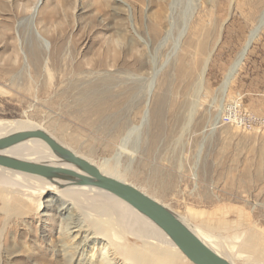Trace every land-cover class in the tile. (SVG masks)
Returning a JSON list of instances; mask_svg holds the SVG:
<instances>
[{
	"label": "rangeland",
	"instance_id": "1",
	"mask_svg": "<svg viewBox=\"0 0 264 264\" xmlns=\"http://www.w3.org/2000/svg\"><path fill=\"white\" fill-rule=\"evenodd\" d=\"M263 11L264 0H0V121L41 126L235 264H264L248 237L264 236V27L220 90ZM45 201L9 214L0 198V264H117L105 241L67 233L90 210Z\"/></svg>",
	"mask_w": 264,
	"mask_h": 264
},
{
	"label": "bare ground",
	"instance_id": "2",
	"mask_svg": "<svg viewBox=\"0 0 264 264\" xmlns=\"http://www.w3.org/2000/svg\"><path fill=\"white\" fill-rule=\"evenodd\" d=\"M263 27L264 11L257 25L249 33L244 47L230 66L221 83L220 90L223 97H226L235 75L238 73L250 50L249 47L257 39ZM204 63L205 67L202 78L207 70L208 61ZM146 120L147 116L144 115L142 126L135 128L134 131L140 132ZM22 121L24 120L0 121V138L21 131H44L41 126ZM218 122L219 118L213 123L214 125L212 124V129L217 128ZM49 135L56 139L53 135ZM57 141L75 155L96 165L93 161L81 156L59 140ZM124 146L123 143L122 147ZM136 152L135 150L134 154ZM1 154L27 162L46 164L84 174L72 162L59 158L51 151L47 143L40 139L27 140L3 151ZM96 166L104 175L125 182L114 171L98 165ZM45 191H47V194L54 195L55 200L62 202L61 211L65 213L75 208L80 210L87 208L91 211L88 216L89 218L85 215L90 219V222L88 220L89 223L87 224H84L81 221L82 219L80 221L77 220L79 216L77 219L69 217L66 231L68 233L73 226V229H76L75 232L86 241L90 239L105 241L107 246L112 250V256H115L117 264H186L187 258L157 225L115 195L95 186L76 184L63 177L49 180L41 176L0 167V198L6 213L16 214L19 211L32 207L37 213H40L45 209L47 202L45 201L47 195ZM183 222L215 252L232 264H235L233 259L215 243L213 235L208 234L202 228L190 225L186 221ZM248 237L251 242H254V244L264 250V236L259 235V237H255L253 233H249ZM130 239L136 240V243L132 246L125 242ZM85 259L86 257L84 256L82 260ZM100 264H111V262L110 260L102 259Z\"/></svg>",
	"mask_w": 264,
	"mask_h": 264
},
{
	"label": "water",
	"instance_id": "3",
	"mask_svg": "<svg viewBox=\"0 0 264 264\" xmlns=\"http://www.w3.org/2000/svg\"><path fill=\"white\" fill-rule=\"evenodd\" d=\"M30 139L45 141L54 154L72 162L84 174L1 154ZM0 167L41 176L49 180L63 177L79 185H90L105 190L124 200L157 225L192 264H232L209 247L172 209L134 185L104 175L97 166L75 155L44 131H21L0 138Z\"/></svg>",
	"mask_w": 264,
	"mask_h": 264
}]
</instances>
